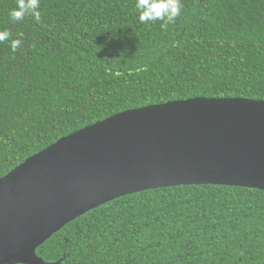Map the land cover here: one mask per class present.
I'll return each mask as SVG.
<instances>
[{"label": "trees", "instance_id": "trees-1", "mask_svg": "<svg viewBox=\"0 0 264 264\" xmlns=\"http://www.w3.org/2000/svg\"><path fill=\"white\" fill-rule=\"evenodd\" d=\"M142 23L135 0H0V178L114 114L195 97L264 100V0H179ZM13 40L20 46L11 47ZM35 254L59 264H264V190L149 188L70 220ZM24 264V263H15Z\"/></svg>", "mask_w": 264, "mask_h": 264}, {"label": "water", "instance_id": "water-1", "mask_svg": "<svg viewBox=\"0 0 264 264\" xmlns=\"http://www.w3.org/2000/svg\"><path fill=\"white\" fill-rule=\"evenodd\" d=\"M223 184L264 190V100L195 97L114 114L0 178V264L35 254L70 220L135 191Z\"/></svg>", "mask_w": 264, "mask_h": 264}, {"label": "clouds", "instance_id": "clouds-1", "mask_svg": "<svg viewBox=\"0 0 264 264\" xmlns=\"http://www.w3.org/2000/svg\"><path fill=\"white\" fill-rule=\"evenodd\" d=\"M139 21L142 23L162 21L171 23L180 15L181 5L179 0H135L134 5ZM39 0H17V4L10 10V18L21 21L26 16H32L37 22L41 19ZM10 33L0 31V41L9 39ZM20 46L19 40H13V50Z\"/></svg>", "mask_w": 264, "mask_h": 264}]
</instances>
